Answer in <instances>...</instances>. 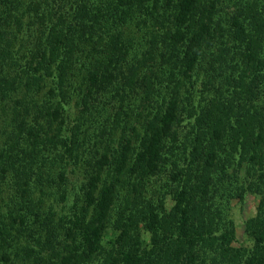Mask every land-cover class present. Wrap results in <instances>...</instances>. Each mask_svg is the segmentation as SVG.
<instances>
[{"label": "trees", "instance_id": "16d2710c", "mask_svg": "<svg viewBox=\"0 0 264 264\" xmlns=\"http://www.w3.org/2000/svg\"><path fill=\"white\" fill-rule=\"evenodd\" d=\"M120 175L173 203L137 204L150 253L104 230L132 225ZM224 192L261 197L241 264H263L264 0H0V264L43 262L33 219L50 250L78 237L68 264H158L170 244L165 264H202L235 241Z\"/></svg>", "mask_w": 264, "mask_h": 264}, {"label": "rangeland", "instance_id": "374dc122", "mask_svg": "<svg viewBox=\"0 0 264 264\" xmlns=\"http://www.w3.org/2000/svg\"><path fill=\"white\" fill-rule=\"evenodd\" d=\"M71 108L69 109L70 113L73 115H77V117H80V115L87 116L83 114V107L81 104L77 103H71ZM85 119H82V130H88V118L84 117ZM80 169H77V173L75 176L70 175V180L76 182V178L78 182L80 180H83V174L79 173ZM129 178V177H128ZM73 179V180H72ZM118 191H121V193H126L128 200V209L131 210L129 213H126L125 215V223L128 222V217H130L129 222L132 223L131 227L121 226V228H115V223L112 222V220L108 221L107 224L104 227V230L107 231V235L109 238H115L119 239V236L125 235L126 233L128 240H119L120 243H123L125 247H128L129 244H135L136 246L145 249L148 251V253L151 252V249L153 246L150 244V233L146 230L144 227V224L141 222V216L142 213L136 211L137 204H139L141 198L149 197L151 200L156 199H162L163 202V209L165 212V215L169 214L170 208L172 207V202L165 196V194L168 193L165 189H157L159 188V185L152 186L150 182H148V185L146 188L143 187L142 190V181L139 182L136 178L126 179L125 175H120L118 177ZM128 181V182H127ZM72 185V182L70 186ZM76 184L74 185V188L77 187ZM136 187L134 190L133 188ZM143 194V196H142ZM260 199L261 197L252 193H247L242 200L239 199H225V192L216 196V202L217 206L220 207L222 217L224 220L231 221L233 223L234 227V235H235V241L229 243V246L226 250H222L219 248L214 251L215 253L209 252V250L206 251V253H200V260L202 264H241L243 262V259L246 256V253L250 251L252 248V242L249 237V232H247V224L251 219H255L258 215V209L260 205ZM57 199L54 197L52 198L50 195H47L42 200V208H41V214L42 216L45 215V213H53L54 219L52 220L54 223L57 221V219L61 216H63L65 213L64 210H62L61 205L56 203ZM72 201V197L69 196L68 204H70ZM58 205V206H57ZM128 211V210H127ZM126 211V212H127ZM133 215V216H129ZM51 221V222H52ZM122 223V222H121ZM41 220L33 219L30 226V231L32 236L31 238H28L26 241L32 245L37 251L42 252L43 262L41 264H68L67 260L69 258H72V254L75 252V247L78 245V237L75 235L73 236H67L63 233L60 234L58 238H56V243L52 242L51 245L53 246V250H50L46 248L44 245L46 244V236L45 230H43ZM69 224V223H68ZM70 225V224H69ZM68 225V226H69ZM171 221H167L168 229L166 230L167 233L171 231ZM70 227H73L71 225ZM75 232L78 233V230ZM104 243V241H103ZM152 243V242H151ZM155 244V243H154ZM157 244V243H156ZM155 244V245H156ZM158 245V244H157ZM174 249V246L170 244L167 247L158 248L157 250H154L150 255H153L155 257V254L159 255V258L157 260L158 264H165L167 258L171 256V253ZM54 251V252H53ZM78 255V252H76ZM76 258V257H75ZM80 260L75 261L74 259L71 260L70 264H81V258L78 257ZM95 260V259H94ZM96 261H94L95 263ZM16 264H23L21 262L20 257L17 258ZM26 264H40V262H37L36 260L29 261ZM87 264V262L83 263ZM92 264V263H91ZM156 264V262H155ZM264 264V259H263Z\"/></svg>", "mask_w": 264, "mask_h": 264}]
</instances>
